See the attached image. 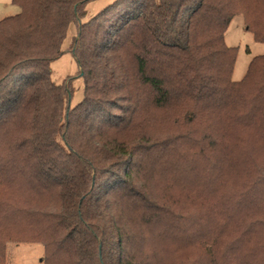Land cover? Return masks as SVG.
<instances>
[{
	"label": "trees",
	"instance_id": "1",
	"mask_svg": "<svg viewBox=\"0 0 264 264\" xmlns=\"http://www.w3.org/2000/svg\"><path fill=\"white\" fill-rule=\"evenodd\" d=\"M90 1L11 0L19 13L0 20V197L6 187L23 203L0 201V264L7 241L40 242L44 264H157L171 237L190 241L194 264H264L251 203L221 173L238 177L248 133L264 140V55L233 82L237 48L224 41L242 13L264 43V0H113L82 21ZM71 24L73 107L70 80L50 70ZM211 117L237 131L232 143L219 123L216 135L200 127ZM252 182L259 197L264 168ZM186 204L199 213L183 221Z\"/></svg>",
	"mask_w": 264,
	"mask_h": 264
},
{
	"label": "rangeland",
	"instance_id": "2",
	"mask_svg": "<svg viewBox=\"0 0 264 264\" xmlns=\"http://www.w3.org/2000/svg\"><path fill=\"white\" fill-rule=\"evenodd\" d=\"M113 0H93L86 5V15L82 21L93 17L98 12L103 10ZM19 13V8L11 4V0H0V20L6 17H10ZM248 22L244 18L242 13L237 14L230 21L229 26L224 34V41L228 47L237 48L236 60L230 78L233 82L240 81L248 67L249 62L252 58L260 55H264V43H257L254 41L253 34L247 30ZM76 28L74 24H71L67 29L66 37L63 41L62 49L63 54L54 60L50 64L51 80L56 84H65L70 80V86L72 87V95L70 98L69 106L73 107L82 99L83 84L81 77L78 76L79 68L77 62L70 50V44L72 37L75 36ZM67 84V83H66ZM216 117V116H215ZM203 118L200 120V127H205L212 135H216L215 127L219 123L221 131L224 133L217 134L219 138L223 137L225 140H229L232 143L235 140L237 131H234L227 120L218 119V122L214 118ZM198 122V123H199ZM218 129V128H216ZM237 153L235 155L236 160L241 164L238 171V177L235 180L231 179L233 175L229 168H221V173L224 176V180H227L226 188L228 192L232 193L236 197H243L248 203H251L248 207V214L250 221L253 220V236L250 242L259 249L261 257L264 259L263 246H264V187L258 188L259 197H254L256 188L253 186V178L257 175L258 170L264 168V140L261 138L252 137V133H248V136L244 138V141L240 143V146H236ZM181 180V179H180ZM184 182L185 181H180ZM180 182L173 181L172 187L167 186V181H164L165 189L172 197H178L179 194L183 195V192L192 197V193H188V190H183L177 185ZM189 185L184 184L186 188ZM5 191L2 192L0 201L5 209L7 202L14 204L15 206H23V203L18 200V194L15 190L9 191L6 187ZM192 194V195H191ZM201 204H202V199ZM24 202V199H22ZM209 201H203L205 205ZM45 205L44 202L36 201L32 207H39V205ZM44 209V208H40ZM184 209V211H181ZM181 209L177 210V214L181 216V220H191L196 218V214L199 210L194 211L189 207L188 204L181 206ZM5 216L3 217V219ZM10 218H5L2 221H6ZM184 224H181L183 228ZM193 224H185L186 234L193 231ZM176 227L179 228V225ZM195 227V226H194ZM208 231L207 228H203L202 234ZM255 234V235H254ZM169 238L164 239L158 246L159 262L157 264H194L192 259L200 257L198 251L186 247L189 244L187 239ZM4 250V264H44V247L40 242L36 241H7L3 244ZM199 255V256H198ZM202 256V255H201ZM193 257V258H192ZM189 259L187 262L186 260ZM184 261V262H183ZM198 261V260H197ZM186 262V263H185ZM198 264H202L199 260Z\"/></svg>",
	"mask_w": 264,
	"mask_h": 264
}]
</instances>
